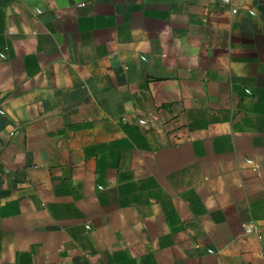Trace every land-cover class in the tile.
I'll use <instances>...</instances> for the list:
<instances>
[{
  "label": "crops",
  "instance_id": "crops-1",
  "mask_svg": "<svg viewBox=\"0 0 264 264\" xmlns=\"http://www.w3.org/2000/svg\"><path fill=\"white\" fill-rule=\"evenodd\" d=\"M0 264H264V0H0Z\"/></svg>",
  "mask_w": 264,
  "mask_h": 264
},
{
  "label": "built area",
  "instance_id": "built-area-1",
  "mask_svg": "<svg viewBox=\"0 0 264 264\" xmlns=\"http://www.w3.org/2000/svg\"><path fill=\"white\" fill-rule=\"evenodd\" d=\"M219 1H220L221 3H223V4H229L231 0H219ZM242 226H243L244 229H246V230H248V231H249V230L251 229V227H252L251 223H246V222L243 223Z\"/></svg>",
  "mask_w": 264,
  "mask_h": 264
}]
</instances>
